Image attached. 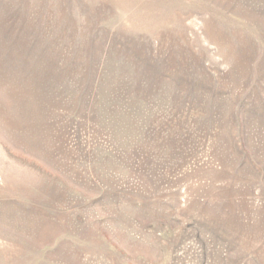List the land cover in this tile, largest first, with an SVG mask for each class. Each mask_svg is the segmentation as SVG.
<instances>
[{
  "label": "rangeland",
  "instance_id": "1",
  "mask_svg": "<svg viewBox=\"0 0 264 264\" xmlns=\"http://www.w3.org/2000/svg\"><path fill=\"white\" fill-rule=\"evenodd\" d=\"M0 264H264V0H0Z\"/></svg>",
  "mask_w": 264,
  "mask_h": 264
}]
</instances>
